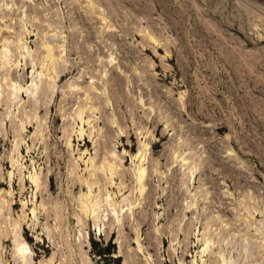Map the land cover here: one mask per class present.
I'll return each mask as SVG.
<instances>
[{
	"label": "rangeland",
	"instance_id": "1",
	"mask_svg": "<svg viewBox=\"0 0 264 264\" xmlns=\"http://www.w3.org/2000/svg\"><path fill=\"white\" fill-rule=\"evenodd\" d=\"M258 189L264 0H0V264H264Z\"/></svg>",
	"mask_w": 264,
	"mask_h": 264
},
{
	"label": "bare ground",
	"instance_id": "2",
	"mask_svg": "<svg viewBox=\"0 0 264 264\" xmlns=\"http://www.w3.org/2000/svg\"><path fill=\"white\" fill-rule=\"evenodd\" d=\"M46 56H45V62L43 63V65H45L46 62H49V64L45 65V70H48L49 73L53 74L51 78H57V74L55 72V65L57 64V58L54 57V54L52 52L51 47L46 46ZM84 111L83 109H78L76 112V116L79 119L81 124H84V117H83ZM87 122V121H86ZM88 124V123H87ZM80 128V127H79ZM79 136L82 137L83 135V129H79L78 132ZM141 154V153H140ZM228 155H232V151L228 152ZM139 156V155H138ZM142 157V154H141ZM140 157V159H141ZM90 161V160H89ZM181 162H183L184 166H187L188 170H189V174H190V178H192L194 176V173L196 171V166H194V164L192 162L186 161L184 157H182ZM92 163V162H90ZM14 165V164H13ZM115 166L113 164H107L105 166L102 167V170L104 172H108L110 174V177H112L115 172H116V168H114ZM93 174L90 175V177ZM145 177V169L143 168L142 163H140V165L138 166L137 170H136V180L137 183L140 186V193L143 191L142 189V180ZM112 178H110L111 180ZM29 180L30 182L34 185L35 189H39V179L36 175V173L34 174H30L29 175ZM84 183H86L87 186V192L82 194V196L79 197V202H80V208L81 211L83 212L84 216L88 217L91 213L94 214L95 213V206L96 205V201H94V196H93V191H92V186L91 184L88 182V180L86 179L84 181ZM111 184V183H110ZM263 199V200H262ZM196 199H195V195L192 198V202L190 203V205L192 206H196ZM240 206L243 210V213H245L243 215V220L246 222H248L249 226L254 227V229L257 231L258 235H261V239L262 241L260 242V244L264 247V234H263V229H264V198H258L257 196H254L253 193L251 191H247L245 193L242 194L241 199H240ZM97 208V207H96ZM33 218H35V210L32 209L31 211ZM253 221L252 223L250 222V219ZM251 223V224H250ZM247 224V225H248ZM15 242V241H14ZM197 242H200L202 248L200 249V262L201 264H203V256H205L206 254H208L207 252L209 251V245L211 241L206 240H197ZM244 243V251H247V241H243ZM16 247V245H15ZM16 251L15 254L17 256V259L21 260L22 263H27V253H28V248L27 246L24 245V243H18L17 247H16ZM15 257V256H14ZM223 264H230L232 262V259L229 258V260L224 259L222 260Z\"/></svg>",
	"mask_w": 264,
	"mask_h": 264
},
{
	"label": "built area",
	"instance_id": "3",
	"mask_svg": "<svg viewBox=\"0 0 264 264\" xmlns=\"http://www.w3.org/2000/svg\"><path fill=\"white\" fill-rule=\"evenodd\" d=\"M258 194L260 195V196H264V189H258Z\"/></svg>",
	"mask_w": 264,
	"mask_h": 264
}]
</instances>
